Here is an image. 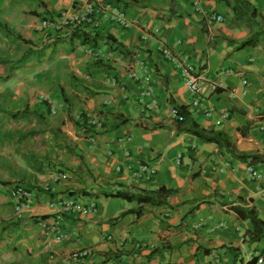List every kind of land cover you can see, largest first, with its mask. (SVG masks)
Segmentation results:
<instances>
[{
    "label": "crops",
    "instance_id": "obj_1",
    "mask_svg": "<svg viewBox=\"0 0 264 264\" xmlns=\"http://www.w3.org/2000/svg\"><path fill=\"white\" fill-rule=\"evenodd\" d=\"M82 1L0 0V24L9 29L0 34L40 51L26 53L0 80V264H246L264 242L248 243L251 225L230 207H254L264 221V164L236 161L212 143L177 134L169 108L186 106L199 127L223 132L236 151L264 161V48L233 50L223 38L240 42L247 31L217 0H199L200 12L184 0H89L114 4L130 26L102 20L95 30L35 31L40 20ZM248 1L264 15V0ZM204 11L222 22L205 20ZM74 32L110 35L128 53L103 41L81 45ZM162 49L176 60L168 61ZM136 56L144 60L159 103L152 113L136 103L140 82L125 77ZM182 58L203 77L195 105ZM88 117L100 127H89ZM139 164L154 170L150 180L124 167L115 171ZM246 165L260 170L261 179L249 180ZM59 173L66 179H57ZM14 185L34 194L20 211L8 194ZM161 187L176 190L168 205L143 206L138 216H120L136 203L104 195ZM65 195L92 204L93 211L62 214L65 237L57 242L49 231L55 208L47 204ZM78 250L87 256L71 260Z\"/></svg>",
    "mask_w": 264,
    "mask_h": 264
},
{
    "label": "built area",
    "instance_id": "obj_2",
    "mask_svg": "<svg viewBox=\"0 0 264 264\" xmlns=\"http://www.w3.org/2000/svg\"><path fill=\"white\" fill-rule=\"evenodd\" d=\"M186 3L190 4L191 9L194 12H200L199 0H184ZM203 17L209 22L220 23L222 22V17L220 15L203 12ZM102 20L110 21L121 28H127L130 23L125 19L120 8L111 4L110 2H101L98 4L91 3L89 0H83L77 7L66 9L61 11L58 16L54 19L40 20L35 24L34 29L44 35L48 33L57 34L62 32H71L74 30H95L99 27ZM164 57L168 61H175L176 58L168 52L166 49H162ZM85 54L91 58H96L97 54L92 52L91 48H86ZM180 62V69L182 77L186 83L187 92L193 96L192 104L195 105L200 99V81L203 77L195 72L191 66L186 62L185 58H182ZM136 67L141 70V75L136 74ZM146 65L144 60L138 56L134 57L131 64L125 70V77L132 82H140L142 89L138 92L136 96L137 105L147 113H152L158 110L159 103L154 97L153 89L150 85V73L146 70ZM108 84L111 87H116L117 82L115 78L108 77ZM50 110L53 111V104L50 103ZM169 115L174 121L176 117V110L173 107L169 108ZM179 120V118H178ZM86 124L91 128H99L100 123L96 117H88ZM127 155V153L125 154ZM179 158V156H178ZM178 161V160H177ZM131 171L133 176L140 180H150L154 175V170L147 164H139L138 166L131 168L130 165H117L115 171L119 172L121 168ZM245 173L249 180L258 181L261 179L260 170L254 168L252 165H246ZM59 180H65L66 174L59 173L56 177ZM8 194L11 201L14 203V209L20 211L22 208H27L33 203L34 194L25 187L21 185H14L8 189ZM48 207L54 206L55 213L54 217L51 219V224L49 231L53 234L55 241H61L65 235L61 230V220L60 216L62 214H82L91 213L93 211V205H85L78 202L74 197L71 196H61L56 198L53 202L47 204ZM45 220L38 221V226L45 227ZM87 256L86 250H78L70 254V259L81 260ZM120 264V263H117ZM246 264H264V257L259 253L255 254L252 260L247 261Z\"/></svg>",
    "mask_w": 264,
    "mask_h": 264
},
{
    "label": "trees",
    "instance_id": "obj_3",
    "mask_svg": "<svg viewBox=\"0 0 264 264\" xmlns=\"http://www.w3.org/2000/svg\"><path fill=\"white\" fill-rule=\"evenodd\" d=\"M223 3L231 13L232 19L240 24L246 31L247 37L240 41L223 38L234 51L244 49L246 47H262L264 48V15L256 10V8L248 0H217ZM9 29L5 25L0 24V32L7 34ZM16 37H18L16 35ZM71 37L77 39L81 45H87L94 48L96 44L103 41L112 51L119 53H128L123 48L122 44L110 35L102 36L98 33L74 32ZM25 42V41H24ZM22 61V60H21ZM0 63H2L0 61ZM176 110V119L174 120L175 132L177 134L184 133L191 135L203 143H212L217 149L223 150L231 158L242 163H257L261 161L255 154H246L238 152L233 147L230 138L218 130H206L199 127L191 118L184 105H173ZM18 114H12L15 117ZM179 118V120H178ZM176 190L166 189L161 187L156 190L138 189L134 192L116 190L114 192L104 193L106 197L119 198L126 202H134L138 205L135 210H127L121 215L134 213L140 215L143 206L164 207L167 206V199L173 196ZM241 203L242 200H239ZM230 209L243 221H248L251 225V230L247 232L246 237L248 243L264 242V221L261 220L254 207H246L236 204ZM259 254L264 257V246L261 247Z\"/></svg>",
    "mask_w": 264,
    "mask_h": 264
},
{
    "label": "rangeland",
    "instance_id": "obj_4",
    "mask_svg": "<svg viewBox=\"0 0 264 264\" xmlns=\"http://www.w3.org/2000/svg\"><path fill=\"white\" fill-rule=\"evenodd\" d=\"M37 48V49H36ZM39 53L38 47L31 49L28 46H23V43L20 41H16L15 39L5 38L3 35L0 34V60H4L7 63L0 65V80L6 79L9 74L16 68L18 64V60L24 56L26 53ZM14 67V68H13ZM43 98V96H39L38 98ZM76 200L80 202V199Z\"/></svg>",
    "mask_w": 264,
    "mask_h": 264
}]
</instances>
